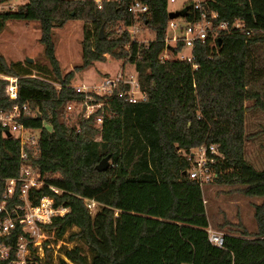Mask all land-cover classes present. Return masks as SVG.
I'll return each mask as SVG.
<instances>
[{"label":"trees","instance_id":"16d2710c","mask_svg":"<svg viewBox=\"0 0 264 264\" xmlns=\"http://www.w3.org/2000/svg\"><path fill=\"white\" fill-rule=\"evenodd\" d=\"M140 1L148 12L139 20L154 32L146 42L133 39L126 28L116 30L134 21L130 0H100V7L96 0H22L14 9H0V32L8 18L38 20L47 62L7 60L0 51V73L18 77L15 98L5 96L6 80L0 77V109L25 103L31 112L17 118L38 129L36 142L23 144V159L20 140L0 123V203L5 178L17 176L22 163H29L43 181L31 189L33 201L47 194L67 208L43 227L71 245H60L56 262L45 251L40 264H264V167L256 168L245 157L250 134L244 121L246 100L264 109V0H199L198 7L189 0L177 9L178 33L202 12L214 23L213 37L194 40L191 61L175 56L183 39L168 45L169 55L161 57L172 19L168 0ZM70 18L93 29L84 27L81 62L63 73L53 28ZM236 19L244 21L243 29L215 28L219 21ZM106 53L132 64L145 98L128 101L119 95L128 83L119 81L110 94L90 92L93 103L103 102L101 125L94 117L101 107L67 123L66 105L81 102L86 94L71 84L75 71L104 60ZM124 70L128 77L130 71ZM201 143L218 145L221 155L214 154L210 163L216 181L241 184L245 193L262 198L254 206L257 229L223 232L222 246L208 239L203 186L189 175L191 162L181 153ZM105 155L109 165L99 170L95 166ZM19 192L17 184L6 197V209L22 202ZM87 198L97 201L94 213ZM5 215L0 209V217ZM20 232L17 226L0 233V245H15ZM13 255L9 249L0 264Z\"/></svg>","mask_w":264,"mask_h":264},{"label":"built area","instance_id":"2783aa9c","mask_svg":"<svg viewBox=\"0 0 264 264\" xmlns=\"http://www.w3.org/2000/svg\"><path fill=\"white\" fill-rule=\"evenodd\" d=\"M96 1L98 2V7H100V0ZM194 6L198 7V1L194 4ZM128 8L133 15L134 21L130 25L118 24L116 30L119 32L126 28L131 32L132 38L137 39L135 36L136 31L143 27L141 21L139 20V16L144 12H148V5L140 0H130ZM210 15L215 17L216 12L211 11ZM213 24V21L206 17V13L202 12L197 21L195 20V22L187 24L183 31L178 33V22L175 18H172L167 26V32L164 39L167 45L162 51L161 57L168 56V45H174L178 39H183V48L179 50L175 56L187 61L193 60L194 55L191 53V47L194 40H204L208 36L213 37ZM215 26L217 29H227L229 27L243 29L244 21L242 19H236L229 24L227 21L222 20ZM124 71L125 70L121 69V71L114 76L108 75L101 77L99 82L96 84H89L88 86H74L76 90L84 91L86 94L81 102L68 103L66 105V113L74 112L88 117L92 113H95L98 107H101L100 113H95L94 115L96 123L101 125L104 111V108L102 107L103 102L93 103L94 97L90 94V92L94 91L98 94H110L113 91L114 86L119 81L128 83V87L120 91L119 95H124V98L128 101L144 99L145 91L140 88L134 69L129 72L128 77L125 76ZM0 77L6 80L4 85L5 96L15 98L18 91V77L16 75L3 73H0ZM30 112V108L25 103L21 106L14 105L9 110L0 109V123L5 128L7 133L14 135L20 140L22 145L20 156L23 159L27 157V152L23 148V144H34L38 135V129L24 126L22 121L17 118V115L20 113ZM181 153L191 162V166L188 169L191 177L198 179L202 185L214 179L216 172L210 163L215 160L214 154L221 155L216 143H201L193 148H190V150L183 151ZM17 184H19L20 187L19 197L22 202L15 203L10 209H6L4 205L6 197L13 194ZM42 184L43 181L40 178L38 171L29 163H22L20 172L17 176H9L5 178V190L3 193V199L0 203V209H5L6 215L0 217V233H6L7 231H10L11 228L17 226H19L21 230L15 245H0V256H8L9 249H13L14 251V255L10 258L8 264L42 263L43 255L42 253H39L38 250L41 246L43 247V243L39 240V238L44 235V232L46 231L43 225L44 223L50 222L54 215L63 214L67 210L65 206L55 205L53 197L47 194L36 196L38 200L33 201L30 196L31 189L38 188ZM49 187L55 192L60 191V189L54 185H49ZM86 204L90 208L91 206H95L97 201L92 198H87ZM206 229L208 232V239L213 244L222 246L223 232L215 230L209 226Z\"/></svg>","mask_w":264,"mask_h":264},{"label":"rangeland","instance_id":"374dc122","mask_svg":"<svg viewBox=\"0 0 264 264\" xmlns=\"http://www.w3.org/2000/svg\"><path fill=\"white\" fill-rule=\"evenodd\" d=\"M21 1L11 0L0 3V9H14ZM188 1L168 0L167 7L169 10L181 9ZM84 27L93 29L90 23L85 24L81 19L70 18L62 26L53 28L55 53L63 73L70 69L73 70L74 66L81 62V38ZM39 36L38 20L8 18L0 32V51L7 60H24L27 57H31L32 62L36 61L47 65ZM135 36L139 41H147L154 37V32L147 27H142L136 31ZM167 52L169 55V50ZM105 57L104 60H95L91 65L81 70H76L71 79V84L73 86H88L89 84L98 83L105 73L114 76L121 69L133 70L132 64L127 61L124 63L123 59L110 57L108 53L105 54ZM245 104L249 105L244 114L245 131L250 134L245 141V157L256 168H263L264 109L250 106V100H246ZM70 114L64 113L65 120L67 123L74 124L78 117L76 113ZM95 137H98V135ZM202 186L209 227L222 232H228L233 229L235 233H239L242 228H246L250 232H254L257 229L254 218V206L261 201V197L245 193L244 186L241 184L218 182L215 178ZM90 208L92 213L97 210L96 205ZM39 240L43 243V247L44 245L48 247L47 251L43 250L41 246L38 250L39 253H42V257L45 256V251L50 253L54 262L62 255L59 248L60 245L63 243L71 245L70 242L65 241V236L54 239L53 231L48 230L44 232V235ZM69 264L74 263L69 262Z\"/></svg>","mask_w":264,"mask_h":264},{"label":"water","instance_id":"95a60500","mask_svg":"<svg viewBox=\"0 0 264 264\" xmlns=\"http://www.w3.org/2000/svg\"><path fill=\"white\" fill-rule=\"evenodd\" d=\"M179 14V10H171L169 12V17L170 18H173V17H176L177 15ZM105 34L103 33V28L101 27L100 28V34H99V37H103ZM27 60L31 61L32 58L31 57H27ZM109 165V156L108 155H105L101 158V160L96 164V168L99 169V170H103V169H106Z\"/></svg>","mask_w":264,"mask_h":264}]
</instances>
